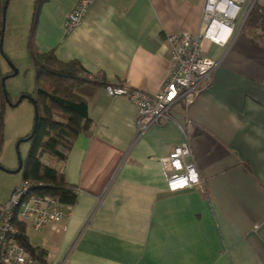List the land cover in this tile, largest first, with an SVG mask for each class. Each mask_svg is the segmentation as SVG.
Wrapping results in <instances>:
<instances>
[{
	"label": "crops",
	"instance_id": "crops-1",
	"mask_svg": "<svg viewBox=\"0 0 264 264\" xmlns=\"http://www.w3.org/2000/svg\"><path fill=\"white\" fill-rule=\"evenodd\" d=\"M77 1L9 0L6 10L0 5V31L3 15L8 27L1 75L14 73L5 60L19 74L31 66L34 75L32 41L37 53L79 64L85 78L95 80L78 92L88 103L92 131L69 151L60 150L64 158H43L74 194V201H60L70 220L54 235L53 264H264V21L245 25L252 10L264 12V0H232L241 11L227 42L201 40L203 55L219 65L189 105L193 123L173 113L175 122L140 138L138 107L109 96L106 87L150 94L162 89L173 63L166 35L198 36L207 0H97L69 31L65 22ZM179 125L203 186L171 193L160 159L183 142ZM28 156L18 172L22 178L3 190L0 209L29 182L23 176ZM0 158L8 170L0 173L18 174L9 172L17 161L3 151ZM49 233L52 227L30 237L26 228L25 236L37 245Z\"/></svg>",
	"mask_w": 264,
	"mask_h": 264
},
{
	"label": "built area",
	"instance_id": "built-area-1",
	"mask_svg": "<svg viewBox=\"0 0 264 264\" xmlns=\"http://www.w3.org/2000/svg\"><path fill=\"white\" fill-rule=\"evenodd\" d=\"M5 1L0 0V5ZM96 1L78 0L75 11L66 19V29L72 31L78 28ZM221 2L227 10H219ZM240 11V7L232 0H207L198 36L184 31L167 34L166 42L173 52L172 69L165 86L157 92L150 94L127 88L106 87L109 96L126 98L138 107V138L152 127L175 122L173 113L182 116L188 124L193 123L187 114L189 105L219 65L218 61L203 55L200 42L207 39L225 44L233 30L231 23L237 21ZM179 129L183 142L169 156L160 159L161 170L171 193L203 186L189 137L184 127L179 125ZM49 187L40 181L23 182L0 211V264L54 263V256L50 252L54 246V235L66 230L70 213L62 209L58 198L37 193ZM17 224H24L26 228L29 225L32 232L37 234L52 227L53 233L47 234L45 240L37 245H32L27 239L26 245L32 247L31 251L22 243Z\"/></svg>",
	"mask_w": 264,
	"mask_h": 264
},
{
	"label": "trees",
	"instance_id": "trees-1",
	"mask_svg": "<svg viewBox=\"0 0 264 264\" xmlns=\"http://www.w3.org/2000/svg\"><path fill=\"white\" fill-rule=\"evenodd\" d=\"M264 21V12L252 10L249 13L245 25L249 26ZM260 27H264L263 24ZM2 28V26H1ZM264 37V35H263ZM3 31H0V67L1 59H7L3 48ZM30 55L34 70L36 110L39 116L37 132L31 142V150L24 168L26 181H40L50 185L49 188L37 193L58 198L61 203L74 201V194L68 187L57 170L43 164L45 154L57 159L64 158L60 151L71 149L74 141L84 134H89L93 129V122L89 117V106L86 100L77 92L86 84H94L85 77V69L75 63L61 64L52 54L37 53L30 43ZM0 73V155L3 151V109L7 106L4 97L2 81L6 79ZM14 73L6 77H13ZM48 107H44V100ZM30 136H27L29 138ZM25 138V139H27ZM73 194V195H72ZM21 241L26 245V226L17 224ZM27 246V245H26ZM31 251L32 247L27 246Z\"/></svg>",
	"mask_w": 264,
	"mask_h": 264
},
{
	"label": "rangeland",
	"instance_id": "rangeland-1",
	"mask_svg": "<svg viewBox=\"0 0 264 264\" xmlns=\"http://www.w3.org/2000/svg\"><path fill=\"white\" fill-rule=\"evenodd\" d=\"M2 31H3V42L5 40L6 34L8 32L7 27V16H2ZM261 31L264 32V27L261 28ZM3 48V43H2ZM4 60V59H1ZM9 67L11 68L10 72H14V70H18V68L15 66L12 67L13 64L10 61L5 60ZM31 65V64H30ZM31 67V66H30ZM29 66L27 68H21L20 74L15 75L11 77L12 79H7L5 77V88L10 100V103L12 105H17V102L21 99L22 95L21 92L25 89L30 91H35L34 85V75L33 71L31 70ZM1 68V67H0ZM33 91V93H34ZM79 92V91H77ZM25 96V95H23ZM35 94L29 95V97L34 98ZM48 107V103L46 102L45 108ZM35 106L31 100H23L20 105L11 107L10 105H7L5 107L4 115H3V128H4V150H3V156L4 157H10L12 160L18 162V153L21 155V158L23 162L26 160L28 153L31 150V142H25V138L27 136H30L34 127L35 122ZM27 135V136H26ZM25 138H19L24 137ZM61 151H63V148H60ZM54 159L48 156V154H45L44 161L46 163L52 162ZM1 161V158H0ZM7 166H13L14 164L12 162H9L6 164ZM1 166V165H0ZM3 167V166H2ZM18 168V165L16 166ZM5 168V167H4ZM0 188L2 189L0 192V196H2V192L5 188L8 187V185L11 183L12 180H14L16 177L19 179L22 178L21 173L14 174V175H4V173H0ZM22 180V179H21ZM4 193V192H3ZM4 207H2L0 210H2ZM28 234L30 237H35L34 233L30 229V226L27 225Z\"/></svg>",
	"mask_w": 264,
	"mask_h": 264
},
{
	"label": "water",
	"instance_id": "water-1",
	"mask_svg": "<svg viewBox=\"0 0 264 264\" xmlns=\"http://www.w3.org/2000/svg\"><path fill=\"white\" fill-rule=\"evenodd\" d=\"M8 3H9V0H6L5 2V5H4V9L6 10L7 6H8ZM14 68V66H12ZM15 69V68H14ZM18 71L17 70H14V74L15 75H18ZM2 88H3V93H4V97H5V100L6 102L11 106V103H10V100H9V97H8V94H7V91H6V88H5V80L2 81ZM23 99H28V100H31L35 106V108L37 107V102L34 98H31L29 96H22L21 99L19 100V102H21ZM38 125H39V116H38V112L35 111V122H34V127H33V130H32V133L30 135L29 138L25 139L24 141L25 142H28L30 140H32L37 132V129H38ZM18 161H19V165H18V168L14 171H9L10 173H18L22 170V167H23V160L21 158V155L18 153ZM0 169H3L4 171H8L6 170L4 167L0 166Z\"/></svg>",
	"mask_w": 264,
	"mask_h": 264
},
{
	"label": "bare ground",
	"instance_id": "bare-ground-1",
	"mask_svg": "<svg viewBox=\"0 0 264 264\" xmlns=\"http://www.w3.org/2000/svg\"><path fill=\"white\" fill-rule=\"evenodd\" d=\"M219 10H227L222 2L219 4ZM227 14L229 15L230 12L228 11Z\"/></svg>",
	"mask_w": 264,
	"mask_h": 264
},
{
	"label": "clouds",
	"instance_id": "clouds-1",
	"mask_svg": "<svg viewBox=\"0 0 264 264\" xmlns=\"http://www.w3.org/2000/svg\"><path fill=\"white\" fill-rule=\"evenodd\" d=\"M5 2H6V1H5ZM5 2H4V3H5ZM4 80H5V79H4Z\"/></svg>",
	"mask_w": 264,
	"mask_h": 264
}]
</instances>
